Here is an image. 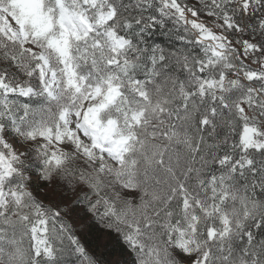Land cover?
<instances>
[{"label":"snow or ice","instance_id":"6c2138e0","mask_svg":"<svg viewBox=\"0 0 264 264\" xmlns=\"http://www.w3.org/2000/svg\"><path fill=\"white\" fill-rule=\"evenodd\" d=\"M0 264H264V0H0Z\"/></svg>","mask_w":264,"mask_h":264}]
</instances>
